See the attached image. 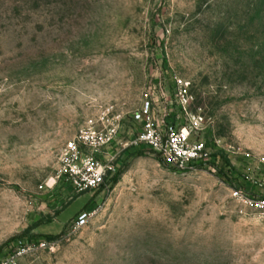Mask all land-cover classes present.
<instances>
[{
	"label": "rangeland",
	"instance_id": "374dc122",
	"mask_svg": "<svg viewBox=\"0 0 264 264\" xmlns=\"http://www.w3.org/2000/svg\"><path fill=\"white\" fill-rule=\"evenodd\" d=\"M175 78L210 122V166L180 174L147 149L99 190L57 179L65 143L108 108L121 143L148 100L184 125ZM235 189L264 198V0H0V260L264 264V220Z\"/></svg>",
	"mask_w": 264,
	"mask_h": 264
},
{
	"label": "built area",
	"instance_id": "2783aa9c",
	"mask_svg": "<svg viewBox=\"0 0 264 264\" xmlns=\"http://www.w3.org/2000/svg\"><path fill=\"white\" fill-rule=\"evenodd\" d=\"M175 96L186 123L182 126L169 121V114L155 120L152 104L146 101L132 115L134 123L140 124L129 142L119 141L123 116L108 108L96 117H91L78 132L68 140L59 155L57 179L64 180L77 194L90 193L102 188L106 180L117 172L116 161L120 152L130 148H147L156 154L168 169L187 174L198 168L210 166L213 155L200 134L210 122L201 113H190L191 96L188 85L175 78ZM165 92V91H164ZM163 92L162 100L168 101ZM232 199L244 212L257 214L264 220V198L251 196L241 189L232 191ZM92 218L91 211H82L75 228L84 227ZM0 264H9L2 259Z\"/></svg>",
	"mask_w": 264,
	"mask_h": 264
},
{
	"label": "trees",
	"instance_id": "16d2710c",
	"mask_svg": "<svg viewBox=\"0 0 264 264\" xmlns=\"http://www.w3.org/2000/svg\"><path fill=\"white\" fill-rule=\"evenodd\" d=\"M174 87H175V85H174ZM174 87H172L171 89L173 90L174 89ZM171 117H174V114L172 115V114H169V121H171V122H173V123H175L176 122V119H172ZM171 118V119H170ZM175 118V117H174ZM206 145H207V147H209V144L206 142ZM144 150H147V148H130V149H127V150H125L120 156H119V158H118V160L116 161V167H117V172H118V170L120 169V167L123 165V163L125 162V160H123V158H124V156L127 154V153H134V152H142V151H144ZM213 156H215L216 158H217V155L216 154H213ZM115 173V175H113L110 179H111V182L112 181H115L116 179H117V175H118V173Z\"/></svg>",
	"mask_w": 264,
	"mask_h": 264
}]
</instances>
